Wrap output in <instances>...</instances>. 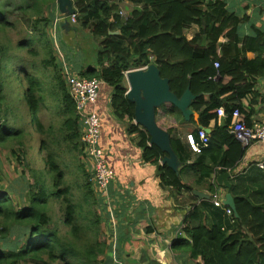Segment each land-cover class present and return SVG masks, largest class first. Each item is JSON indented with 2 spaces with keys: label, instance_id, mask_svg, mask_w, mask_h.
Returning a JSON list of instances; mask_svg holds the SVG:
<instances>
[{
  "label": "trees",
  "instance_id": "1",
  "mask_svg": "<svg viewBox=\"0 0 264 264\" xmlns=\"http://www.w3.org/2000/svg\"><path fill=\"white\" fill-rule=\"evenodd\" d=\"M28 1L32 4L19 8L21 14L16 18L29 29L26 40L15 48L0 44V150H9L14 155L19 165L31 174L34 185L18 204L9 191L0 192V264H101L100 257L108 254V247L101 239L104 218L98 209L107 207L94 191L93 172L81 154V125L75 102L47 32L56 19L57 0ZM126 1L135 6L122 16L121 5ZM207 1L73 0L77 24L100 44L97 67L82 70L79 75L110 86L112 112L118 119L130 121V133L139 136L144 160L158 166L164 186L194 191L193 186L182 182L183 168L177 174L166 165L160 166L165 154L149 144L150 137L142 127L133 125L135 105L126 96V73L155 64L179 98L190 86L197 97L192 108L199 114L201 128L218 121V109L224 108L228 113L224 126L208 135L206 147L197 137L200 128H195V121L187 122L194 125L191 132L202 146L191 166L196 185L208 184L214 195L220 189L216 176L232 172L245 154L229 131L230 114L236 108L244 116L247 114L241 101L253 92L255 79L264 76V32L255 30L241 40L245 19L228 12L224 3L212 5ZM28 12L31 13L27 15ZM33 16L36 19L32 20ZM10 17L13 16L0 12V32L15 29ZM193 25H198L200 32L189 40L186 30ZM77 26L68 28L76 32ZM118 31L119 35L112 34ZM221 39L227 42L219 45ZM14 49L19 53L13 52ZM249 53L258 57L249 60ZM24 55H32L40 64L26 61ZM216 63L219 68L215 67ZM50 69L48 91L61 116L57 131L52 125L46 127L39 118L40 104L45 102L39 73L44 70L41 74L45 75ZM24 105L26 112H31L30 123L25 111L20 112L19 106L24 108ZM165 108L186 124L176 107ZM245 118L251 126L249 117ZM30 127L42 136L39 145L45 152L43 160L49 179L27 162L33 149ZM167 131L179 160H190L186 148L173 136L174 130ZM65 155L77 161L78 175L72 184L66 177L73 161L67 162ZM232 191L239 214V218L234 213L230 216L236 222L234 230L207 225L201 219L200 207H195L182 230L189 240L180 237L172 250L186 248L184 251H189L196 264H218L217 258H222L225 264H264V204L258 205ZM56 204L61 214L54 217Z\"/></svg>",
  "mask_w": 264,
  "mask_h": 264
},
{
  "label": "crops",
  "instance_id": "2",
  "mask_svg": "<svg viewBox=\"0 0 264 264\" xmlns=\"http://www.w3.org/2000/svg\"><path fill=\"white\" fill-rule=\"evenodd\" d=\"M216 3H224L228 12L245 19L241 40L255 30L264 32V0L207 1V4ZM134 6L132 2L126 1L121 5V11L127 15ZM58 13L57 6L54 15L57 17ZM68 27L73 26L68 22ZM60 28L64 31V36L74 43L75 32L72 33L70 28H62V23L58 29ZM199 32L200 27L193 25L186 30V36L192 40ZM226 42L227 40L221 39L219 45ZM247 57L249 60H254L258 54L249 53ZM85 61L97 67L96 60L89 62L84 57V63ZM255 81L253 92L241 101L247 112L245 116L249 117L251 124L264 122V76L256 78ZM111 94L112 89L109 94L100 91L96 106V111L102 120L101 145L108 152V163L116 176L110 187L117 220L115 229L108 215L104 213L102 216L103 230L108 235V260L105 264H196L192 261L189 251H184L186 248L174 251L172 247L180 237L183 238L182 240H189L186 235L179 236V233L195 207H200L201 219L207 225H221L226 231L235 229L236 222L226 219L230 215L222 203L227 189L219 186L220 189L217 188V196H215L216 192L212 195L208 184L196 185L191 166L199 157L200 150L195 149L196 135L191 132L194 125L183 123L177 115L171 116L166 108L158 110V124L166 130L173 129V136L181 141L191 156L190 160L183 162L180 160V170L183 168L182 182L193 186L194 191L209 195V198L200 199L194 195V191L176 190L164 186L158 166L144 160L143 150L139 147V136L130 133L132 125L130 121L120 120L112 112ZM224 123L225 120L218 118V121L210 123L208 128H201L195 121V128L204 129L206 134L210 135L217 127H223ZM133 125H136L135 122ZM198 139L201 141L200 137ZM160 166H163L161 161ZM230 173L232 190H236L237 195L249 197L258 205L264 204V144H256L247 149ZM231 192L235 197L234 191ZM223 208L226 217L222 214ZM104 211L107 209L105 208Z\"/></svg>",
  "mask_w": 264,
  "mask_h": 264
},
{
  "label": "rangeland",
  "instance_id": "3",
  "mask_svg": "<svg viewBox=\"0 0 264 264\" xmlns=\"http://www.w3.org/2000/svg\"><path fill=\"white\" fill-rule=\"evenodd\" d=\"M32 3L28 0H0V12H7L9 16H13L8 18L9 22L12 21L16 25L15 29H10L9 31L2 33L0 32V44H6L9 47H16L19 42H23L27 38V34L29 33V29L26 30L23 24L20 23V20L17 21L16 18H18L21 14V12L18 10L19 8L23 7H29ZM31 13L28 12L27 15ZM11 14V15H10ZM46 16L48 17V11H46ZM124 16V13H123ZM37 16H33L32 20L36 19ZM78 25V26H77ZM80 24L72 25L77 26L78 30L74 33V43H72L70 40H68V37L64 36V31L58 29L56 32L53 30L52 27L48 28V34L51 38V41L54 45L55 51H56V57L58 59L57 63L62 70L63 64H61V60L59 58V54L64 55L67 58L68 63L70 64L71 68H73L78 73L82 70H85L89 67H96L95 64L88 63L85 61L84 63V57L89 61H95L97 54L100 49V44L98 45L97 41L91 37L89 32H85L84 29H82ZM72 31V30H71ZM73 33V31H72ZM71 46H70V44ZM17 52L16 49L13 50V52ZM42 54V53H41ZM43 55V54H42ZM41 55V58H42ZM26 61L34 62V64H40L39 60L33 57L32 55H24ZM80 60V61H79ZM79 62V63H78ZM37 68H40V65L37 66ZM41 72H44V70L40 71L39 78L43 81L45 93H44V104H40V114L39 118L41 119L42 123L46 127L53 126L57 131L59 129L60 123H61V116L59 115V111L55 109L56 102L51 97L50 91H48V83L50 82L49 76L52 75V70L46 71L45 75H42ZM47 76V77H45ZM127 84V82H126ZM111 92V88L108 85H104L101 88V93L109 94ZM14 98V94H13ZM21 108L20 112L27 115V122L30 123L31 121V112H26V108L24 105ZM30 134L33 136V149L30 151V154L28 156L27 161L30 165L34 167L38 172L42 174L44 178H50L48 175V172L46 170L45 162L43 158L45 157V152L40 150L39 140L42 138L41 135L36 134L35 128L30 127L29 128ZM65 160L67 162L73 161V164L69 166V170L67 173L66 180L68 183H74L76 180V176L78 175L77 168L75 167V159H69L67 155H65ZM51 181V180H50ZM81 181V179H80ZM34 185L33 178L31 174H29L28 171H26L25 168H23L17 160L15 159L14 155L10 153L9 150L1 149L0 150V192L9 191L13 195V197L16 200V204L21 202V199L24 198L25 192L29 189L30 186ZM54 217L59 216L61 214L60 212V206L58 204L54 207ZM99 213L103 216L105 211L102 209H98ZM222 214L227 216L225 212V208L222 210ZM226 219L232 220L230 216H227ZM212 226V225H210ZM107 232L103 230L101 239L106 243V246L108 245L107 241ZM108 247V246H107ZM108 260V254L104 257H100L101 264H105ZM218 264H225L224 260L222 258H217ZM22 264V263H21ZM25 264V263H24ZM122 264V263H121Z\"/></svg>",
  "mask_w": 264,
  "mask_h": 264
},
{
  "label": "built area",
  "instance_id": "4",
  "mask_svg": "<svg viewBox=\"0 0 264 264\" xmlns=\"http://www.w3.org/2000/svg\"><path fill=\"white\" fill-rule=\"evenodd\" d=\"M59 15L61 16L58 17ZM121 15L123 16L122 12ZM64 21L76 25L78 23V15L73 14L66 17L59 12L51 27L56 32L60 24H63ZM58 54L61 64H63V75L70 95L75 102L76 115L81 125V154L84 156L87 168L93 172L92 184L94 191L96 195L105 202L107 207L105 213L108 215L115 229L117 220L115 207L110 194V187L114 183L116 176L113 169L109 166L108 152L101 145L102 120L96 111L103 83L97 79H88L80 76L77 71L71 68L67 58L60 53ZM150 59L153 60V57ZM219 66V63L215 64L216 68H219ZM146 68L147 67H144L142 69ZM217 114L218 118L223 120L229 117L224 108L218 109ZM230 117L231 125L229 126V131L245 151L253 145L260 143L264 144V122L252 123L251 126H249L245 116L238 108L231 112ZM198 136L201 139V144L206 147L209 144V137L205 130L200 129ZM201 147L202 146L197 143L195 149L198 151ZM215 196H217V191ZM227 213L230 216L233 214L230 209L227 210ZM183 228L180 229L179 236L182 235ZM115 235L116 234L113 236L115 237Z\"/></svg>",
  "mask_w": 264,
  "mask_h": 264
},
{
  "label": "water",
  "instance_id": "5",
  "mask_svg": "<svg viewBox=\"0 0 264 264\" xmlns=\"http://www.w3.org/2000/svg\"><path fill=\"white\" fill-rule=\"evenodd\" d=\"M57 6L59 12L66 17L77 14L73 0H57ZM67 25L68 21H65L62 28H67ZM112 34L119 35L120 31ZM126 82L128 85L127 99L135 105V124L148 133L150 145L157 147L165 154L161 160L162 165L168 166L179 174L181 161L172 147L170 132L158 124L157 113L159 109L174 106L186 122H190L192 119L198 122L199 114L192 108L197 97L192 93L190 86L180 98L176 96L171 90L169 79L161 76L160 69L155 64L149 65L146 69L127 72ZM207 132L209 133L208 130ZM231 178L230 172L218 174L216 184L227 189L222 203L239 218L235 198L231 192L233 188ZM194 195L200 199L209 198V195L198 191H194Z\"/></svg>",
  "mask_w": 264,
  "mask_h": 264
}]
</instances>
